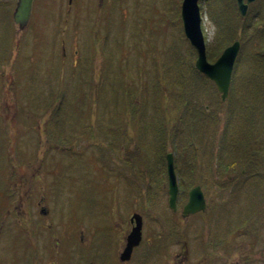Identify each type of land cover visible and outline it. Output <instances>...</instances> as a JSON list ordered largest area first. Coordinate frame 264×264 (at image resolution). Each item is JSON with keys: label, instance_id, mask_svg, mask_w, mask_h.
<instances>
[{"label": "rangeland", "instance_id": "1", "mask_svg": "<svg viewBox=\"0 0 264 264\" xmlns=\"http://www.w3.org/2000/svg\"><path fill=\"white\" fill-rule=\"evenodd\" d=\"M0 1V191L9 196L12 192L8 198L12 201L11 213L2 218L0 228V264H31L34 241L50 242L51 247H57L56 242H80L81 228L82 241L91 242L93 226L102 230L107 219L111 231L105 237L101 232L100 240L115 242L119 232L115 227L117 216L128 220L135 212L143 215V244L137 249L138 257V252L145 249L150 254L145 264H181L175 262L174 254L177 248L182 250L185 242L188 245L192 242L194 218H198L200 226L195 228L193 236L197 241L208 240L214 235L217 238L219 217L216 215L221 207L227 210L230 228L237 224V215L247 209V194L257 197L258 208L264 204V183L259 182L257 187L251 185L252 193H249L245 187L236 191V182L227 181L223 189L206 182L207 185L201 186L209 199L207 211L190 218L183 214L187 197L183 188L187 185L189 190L193 186L188 175L186 128L191 132L190 143L199 151L203 140L209 146L212 139L207 130L198 132L205 125L204 115L201 121L191 119L190 105L194 102L202 104L206 113L208 89L200 84L207 80L196 78L192 66L196 57L184 33V0H103V6L100 0H72L71 7V0H35L31 20L24 30L19 29L13 17L18 0ZM199 3L208 54L215 55L226 38L240 39L238 82L264 85V61L260 59L264 51L260 46L264 42L262 21H258L261 25L241 26L233 0H200ZM108 8H111L109 16ZM162 43V48H168L163 57L159 51ZM159 55L162 58H157ZM144 62L147 68L140 72L139 66ZM180 65L188 72L189 82L194 81L190 79L193 76L199 82L194 88L193 83L186 84L183 94L186 99L180 97V91L171 90ZM161 69L170 72L167 75ZM157 75L162 82V95L153 88ZM130 86L139 88V106L144 109L133 126L123 121L127 109L125 89ZM61 92L64 106L57 104L58 99L54 100ZM54 101L56 107L52 110ZM160 102L162 111L158 108ZM185 104L187 107L182 109ZM158 126L168 139L166 153L174 154L178 166L177 212L169 205L166 161L161 160L163 153L156 144L159 143ZM115 127H119L122 136L128 130L141 139L139 146L143 151L136 143L129 144L130 149L127 147L129 152L142 151L129 171L122 166V160L116 164L114 159L124 155L121 135L115 140L109 136L111 143L108 142L107 134ZM182 129L185 134L175 139L172 135ZM227 153L228 161L236 158V153ZM202 161L204 157L200 156L198 163ZM160 174L162 187L155 183ZM156 191L161 195L160 200L147 199L143 208L142 195ZM1 193V211H5L8 206L4 205ZM42 195L50 207L51 220L43 214L42 219L36 217L37 200ZM60 211L64 215L63 223L57 217ZM23 216L30 224L50 222L54 233L45 239L42 229L20 228L26 219ZM64 227L79 230L64 234ZM258 241L259 250L248 264H264V230L258 235ZM59 248L56 251L61 257L65 246ZM76 248L91 251L82 245ZM243 258L240 262L245 264Z\"/></svg>", "mask_w": 264, "mask_h": 264}, {"label": "flooded vegetation", "instance_id": "2", "mask_svg": "<svg viewBox=\"0 0 264 264\" xmlns=\"http://www.w3.org/2000/svg\"><path fill=\"white\" fill-rule=\"evenodd\" d=\"M100 1L101 5L103 6V0ZM256 1L248 4V8L245 14H242L235 1V10L237 14L236 16L239 19L241 26L246 27L252 24L256 25L259 24L258 21H262L261 24L264 26V2ZM71 3L72 0L69 3L70 7ZM106 13L109 16L111 13V8H108ZM262 50H264L263 47ZM241 51L242 43L232 73V80L228 92V98L226 100L222 99V93L220 92L217 84L205 74L206 76L204 79H206L207 81L200 84L208 89V91L205 92L207 95L206 97H208V103L207 105H205L206 113H204V107L200 103L194 102L193 105L190 106V111L193 114V118L195 117L198 119V121H201L200 117L201 119H203L202 115H204L205 117V125H201L198 132L207 130V132L212 137L211 142L209 141V146L208 143H206V140H203L201 150L202 152L199 151L198 148H195L193 143L190 145V148L187 151L189 155L188 175L190 183L193 184L192 188L196 185H207L206 182H210L209 185L216 187L220 186L219 188L222 187L221 189H223L225 188L226 182L229 181L236 182V191H242L243 187H245L246 190H249V193H252V189L250 188L251 185H255V187H257L259 182L261 184L264 183V179L262 181H259V179L256 177L259 158L258 156L260 153H264V96H262L264 94V85L258 86V84L256 85L255 83L250 81L242 82L239 80L240 82H238L240 68L238 63L241 62ZM260 59L264 61V51L260 54ZM198 83L193 81L194 87H196ZM129 110H131V106ZM135 112H137L138 117L141 118V108L138 107L137 111ZM126 121L128 122V125L131 126L130 117L127 118ZM123 133L124 135L121 142L124 144L122 147L123 150H125L124 155H122L121 157L119 156L118 158H114L115 156H113V158L117 159L116 164L122 163L120 162L122 160V166L124 168L126 167L128 170L130 165H132V162L134 163L135 159L139 157L138 154H141L143 150L142 147L139 146L141 143V139L138 140L137 137L132 136L128 130ZM118 134H120L119 130L112 131L113 140L118 137ZM135 143L142 151H138L136 153H134L133 151H126L127 147L130 149L129 144ZM127 144L128 146H126ZM156 150L158 152L159 147H157ZM231 152L236 153L237 155L235 159L228 161L226 153L232 154ZM200 156L204 157V161H202V164L198 163V158ZM110 158L112 159L111 155ZM114 164L115 163L112 161V173L115 168ZM228 169L234 171V177L232 175H229L231 177H226V172ZM114 176L115 174L113 175V177ZM155 183L157 186L162 187V174H160V176L155 180ZM192 188L188 190L187 201L189 200V191ZM158 193L159 192L156 191L151 195L143 194L141 198L143 203H140L142 207H146L145 203L148 201L147 199L158 202L161 196ZM239 197L240 194L236 195V200H238ZM263 197L264 195H262V198ZM205 198L207 207H209V199L206 197V193ZM247 198L248 200L245 204V208L247 209L237 215V224L235 226H231L230 228L228 227L230 221L226 216L227 210H225V206L220 208L218 216L216 215V218L219 217V232L217 234V238L214 235V237H211L208 240L203 238V240L197 241L196 236H193V234L195 233V228L197 226H200V222H197L199 221L198 218H194L192 222V229L190 232L192 242L190 243V245L185 242L181 251L177 248L178 251L174 254L175 262H179L181 264H244L240 262V260H242V256H244L243 259L248 264L249 261H251V259H253V257L255 256L254 253L256 254V251L259 250L258 235H261L262 230H264V204L260 205L258 208V205H255L257 197L253 193L247 194ZM44 202L45 196L42 195L37 200V208L35 211L39 214L36 213V217L37 219H42L43 214L47 216L48 220H51L49 214L50 207ZM227 205L231 206V204L228 202ZM43 209H46V214L42 212ZM30 211H28L27 216H29ZM205 211H207V209L190 214L188 218L195 217L199 214L201 215ZM58 213L59 214L57 217L60 218V223H63V212L60 211ZM117 220L118 221L117 223H115V227H117L119 230V232H117L118 237L117 240L112 243L109 241L100 240L101 232H103V235L105 237V235H109L111 231V225L108 219L104 221L102 230L101 228H99L98 230V226H93L91 236L93 240L91 242L82 241L84 235L81 227V231H79V233L81 234L80 242H56L55 245L57 247H51L50 242L46 243L44 241H34L32 244L33 253L31 257V264H131L132 261H139L140 264H145L146 258L150 254L147 253L145 249H141L138 252L140 254V257H138L137 254V249L141 247V245L143 244L142 242V244L140 243L141 245L134 248L132 257L130 259H122V254L127 244V236L133 226V222L132 216H130L128 220L125 217L117 216ZM0 221L2 222L1 213ZM21 224L23 225L21 227H25L26 229H30V227H36L37 231L42 229L41 233L44 235L45 239L48 237L50 238V236L54 233L53 226L50 222H46L47 225H42L39 222H37V224L31 222L30 224L29 220L26 218L25 222H22ZM63 229L65 231H63ZM78 230L76 229L72 231L66 230V227L62 228V232L64 234H71L72 232L75 234ZM68 237H70V235ZM201 237H203V233L201 234ZM175 241L177 244L178 240L176 239ZM61 245L65 246V248H63V251L61 253L62 256L59 257L58 252ZM72 245H75L76 247L77 245L86 246L91 251L84 252L79 248H73ZM43 247L45 248L43 249ZM43 250H45L44 253ZM56 250H58V252ZM234 257H237V259H234ZM228 259L230 260L229 262Z\"/></svg>", "mask_w": 264, "mask_h": 264}, {"label": "water", "instance_id": "3", "mask_svg": "<svg viewBox=\"0 0 264 264\" xmlns=\"http://www.w3.org/2000/svg\"><path fill=\"white\" fill-rule=\"evenodd\" d=\"M35 0H18L15 11L14 20L18 24L19 29H25L31 19L33 4ZM200 0H184L182 5V20L185 33L191 44L196 48L198 57L196 67L212 80H214L220 92L222 99L226 100L230 88L232 72L240 51V41H235L232 45L226 47L220 57L211 63L207 57L206 43L201 27V9ZM255 0H237L238 8L245 14L248 4ZM167 173H168V193L169 205L176 211L177 199L179 193L178 176L175 169L174 155H167ZM207 204L201 186L194 187L189 193V200L183 208L184 216L206 210ZM42 212L46 214V209ZM133 226L127 236V244L122 254L123 260L132 257L134 248L139 246L143 239V217L139 212L132 215Z\"/></svg>", "mask_w": 264, "mask_h": 264}, {"label": "trees", "instance_id": "4", "mask_svg": "<svg viewBox=\"0 0 264 264\" xmlns=\"http://www.w3.org/2000/svg\"><path fill=\"white\" fill-rule=\"evenodd\" d=\"M0 3H2V1H0ZM233 5L235 6V0H233ZM214 14V13H213ZM215 15V14H214ZM214 18V17H213ZM220 24L221 25H223L221 22H220ZM262 31L264 32V26H263V29H262ZM263 36L262 37H264V34H262ZM236 37H232V38H226L225 39V42L224 43H222V46H221V48L219 49V51L217 50V53L214 55V54H212V53H209L208 54V57H209V59H216L219 55H220V53L223 51V49L227 46V45H229L230 43H232L233 41H234V39H235ZM163 44L164 43H162V45H161V48H160V55L163 57V56H165L166 54H167V47H165V48H162V46H163ZM260 46L261 47H263V49H264V42L263 43H261L260 44ZM164 49V50H163ZM194 51H195V57H197V53H196V50L194 49ZM160 55L157 57V58H159L160 57ZM193 56V57H194ZM162 57H160V58H162ZM194 57V58H195ZM179 63H181L180 61H179ZM192 66H193V69H194V71H195V73H196V78H205V76L200 72V71H198L197 69H196V67H195V64H194V62H193V64H192ZM139 71L140 72H142V71H144L145 72V69L147 68V65L145 64V62H144V65L143 66H139ZM159 69H160V67H159ZM177 70H176V72H175V74H174V77H173V79H176L175 81H173L172 83V86H171V90L172 91H174V89H176V90H178V91H180L181 92V94H180V97L182 98V99H186V97H184L183 96V94H184V92L186 91L185 89H186V84H192L191 82H189L188 81V77H190L189 76V74H188V72L187 71H185L184 70V67H182V65H180L179 67H177L176 68ZM162 70V69H161ZM162 71H164V70H162ZM172 71V70H171ZM164 72H168L167 70L166 71H164ZM170 72V71H169ZM169 72L167 73V75L169 74ZM166 74L165 73H163V76H165ZM196 78H194V76L192 77V78H190V79H193L194 80V82H195V80H198V79H196ZM156 79H157V81H156V83L154 84V91H157V93L159 92V94L160 95H162V93H161V86L162 85H160V83H162V82H160V78H159V76L157 75L156 76ZM260 80V79H259ZM188 81V82H187ZM260 82V81H259ZM142 83H145L144 81L142 82ZM195 84V83H194ZM140 86V85H139ZM142 88V87H141ZM192 88H194V86H192ZM62 89V87L59 89V90H61ZM138 90H139V88L138 89H132L131 88V86L130 87H128V89L126 88L125 89V97H124V102L125 103H127V105L126 104H124V106L126 107L127 106V109H126V112L124 113V118H123V121L125 122L126 120H127V118H129L130 117V120H131V126H133V125H135V122L137 121L138 122V120H139V118H137L138 117V114H137V112H135V111H137V108L138 107H140L141 108V112H143L144 111V109L141 107V106H139V102L141 101V98H140V95L138 96ZM194 90H196V88L194 89ZM62 91V90H61ZM155 93V92H154ZM173 95H175L174 93H172ZM156 95V93L154 94V96ZM56 99H58V101L59 102H57V104L59 103V106H60V104L62 103V100H63V102L65 101V99H64V96H63V94H62V92L59 94V95H57L56 97H55V101H56ZM54 101V103H52V110H55V107H56V102ZM181 102L183 103V101L181 100ZM185 103L187 104V102L185 101ZM186 104L185 105H183V107H182V109L184 108V107H187L186 106ZM62 106H64V104H61ZM130 106H131V109H132V112H131V114H130V110H129V108H130ZM191 106V105H190ZM160 107V110L162 111V103L160 102V104L158 105V108ZM159 110V111H160ZM134 113V115H132ZM136 113V114H135ZM159 113V112H158ZM158 113L156 114V115H158ZM191 119H193V117L191 118ZM142 120V119H141ZM136 122V123H137ZM180 122H182L181 121V119H180ZM159 124V123H158ZM159 126H161V123L159 124ZM157 127L158 129H159V133L156 135V137H157V139L159 140V143H156L157 145L159 144V147H160V151H161V153H163L162 155H161V159L162 160H164V161H166V141L168 140L165 136H164V133L162 132V130L160 129V127ZM123 128L121 129V130H124V127L125 126H122ZM119 127H115V128H113L112 130H110L109 131V133L107 134V136H108V138H109V141L108 142H110L111 143V138L109 137V136H112V131H116L117 129H118ZM119 130V129H118ZM189 132V134H188V132ZM186 132H187V134H188V138L186 137V142H185V148L187 147V151H188V149L190 148V145H191V143H190V136H191V132H190V129L189 128H186ZM178 134H180V135H178ZM183 134H185V129H182V130H179L177 133H175V134H173L172 136H174L175 137V139H178V137H180L181 135H183ZM121 135V134H120ZM54 136V135H53ZM106 136V137H107ZM121 137H123L122 135H121ZM113 139V138H112ZM168 142V141H167ZM155 144V145H156ZM156 145V146H157ZM227 148V147H226ZM231 153H233V152H231ZM259 158H258V168H257V175H256V177L259 179V181H262L263 179H264V153H260L259 154V156H258ZM178 167V166H177ZM178 173H179V171H178ZM227 176H229V175H232V176H234V171L233 170H230V169H228L227 170ZM187 188H188V186L186 185V187L185 188H183V193L184 194H187L186 196H188V190H187ZM7 196H6V195ZM10 194V196L12 195V192L11 193H9ZM1 196H3L4 197V205H7L8 206V208L5 210V211H1V206H0V213H1V218H3L5 215H6V213H11L9 210L11 209V207H12V201L10 200V199H8V198H10V196L7 194V193H4V192H2L1 193ZM186 199H187V197H186ZM186 199L184 200V201H186ZM9 212H8V211ZM17 217V215H15L14 216V218H16ZM18 226V225H17ZM19 227V226H18ZM0 228H2V222L0 221ZM20 228H21V226H20ZM19 228V229H20ZM23 229H25L24 227H22ZM26 230V229H25ZM24 230V231H25Z\"/></svg>", "mask_w": 264, "mask_h": 264}, {"label": "bare ground", "instance_id": "5", "mask_svg": "<svg viewBox=\"0 0 264 264\" xmlns=\"http://www.w3.org/2000/svg\"><path fill=\"white\" fill-rule=\"evenodd\" d=\"M203 191V190H202ZM203 193H204V191H203ZM204 196H205V193H204Z\"/></svg>", "mask_w": 264, "mask_h": 264}]
</instances>
